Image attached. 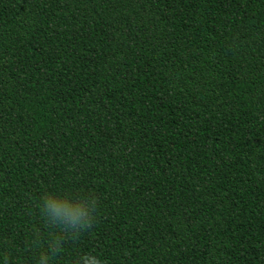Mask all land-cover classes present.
<instances>
[{"label": "trees", "instance_id": "1", "mask_svg": "<svg viewBox=\"0 0 264 264\" xmlns=\"http://www.w3.org/2000/svg\"><path fill=\"white\" fill-rule=\"evenodd\" d=\"M46 190L99 198L54 264H264V0H0V264Z\"/></svg>", "mask_w": 264, "mask_h": 264}, {"label": "clouds", "instance_id": "2", "mask_svg": "<svg viewBox=\"0 0 264 264\" xmlns=\"http://www.w3.org/2000/svg\"><path fill=\"white\" fill-rule=\"evenodd\" d=\"M98 204L96 196L89 204L83 196L73 198L60 195L55 190H46L40 197L39 209L52 235L46 247L40 250L37 264H54L56 256L64 251L66 239H76L82 232L92 229ZM77 264H102V261L95 254L85 253Z\"/></svg>", "mask_w": 264, "mask_h": 264}]
</instances>
